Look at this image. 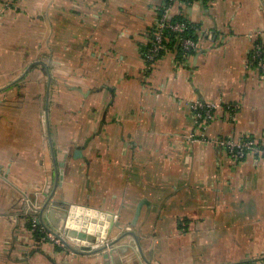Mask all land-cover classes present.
Instances as JSON below:
<instances>
[{
    "label": "crops",
    "instance_id": "0c3cea01",
    "mask_svg": "<svg viewBox=\"0 0 264 264\" xmlns=\"http://www.w3.org/2000/svg\"><path fill=\"white\" fill-rule=\"evenodd\" d=\"M167 9L200 47L150 61ZM257 43L264 0H0V264H264V155L217 144L264 142Z\"/></svg>",
    "mask_w": 264,
    "mask_h": 264
},
{
    "label": "built area",
    "instance_id": "2783aa9c",
    "mask_svg": "<svg viewBox=\"0 0 264 264\" xmlns=\"http://www.w3.org/2000/svg\"><path fill=\"white\" fill-rule=\"evenodd\" d=\"M174 1V0H170ZM168 9L161 16V19L158 23V26L155 28L152 37L151 44L147 50V58L150 61H155L156 58L160 57L165 51V41L166 36L170 34L175 35V40L186 54L192 53L195 50H198L200 47V38H194L189 35V22L183 20L171 21L169 18ZM166 32H169L167 34ZM197 32V31H196ZM198 33V32H197ZM251 65L257 67L262 74L264 75V44L257 43L254 47V50L250 58ZM199 117H205L207 120L213 116V110L215 105L213 104H204L197 102L192 105ZM198 139V138H197ZM217 144L226 148V150L237 158L243 157L247 151H252L257 154L264 155V142H261L255 138H245V139H236V138H224L218 139ZM34 230L40 228V231L44 233L43 238H49L54 240L57 243H61L62 239L56 238V234L43 225L39 224V220L33 219ZM61 244L64 245L62 242Z\"/></svg>",
    "mask_w": 264,
    "mask_h": 264
},
{
    "label": "water",
    "instance_id": "95a60500",
    "mask_svg": "<svg viewBox=\"0 0 264 264\" xmlns=\"http://www.w3.org/2000/svg\"><path fill=\"white\" fill-rule=\"evenodd\" d=\"M145 203V199L141 200L140 203L137 205L133 220L131 222L132 225H136L139 216L141 214L142 205ZM80 221L76 219L75 224L67 223L65 227L62 229L64 235L71 241L77 243H82L80 246V252L87 253V252H100L102 250L107 249L109 246L114 245L119 239L108 241L106 240V236L101 237V231L91 232L88 227V220H86L83 224V227H79ZM113 225V224H112ZM56 233V232H55ZM56 235L61 238L64 242H67L66 239L60 234L56 233ZM115 249V248H114ZM109 255V254H107Z\"/></svg>",
    "mask_w": 264,
    "mask_h": 264
},
{
    "label": "trees",
    "instance_id": "16d2710c",
    "mask_svg": "<svg viewBox=\"0 0 264 264\" xmlns=\"http://www.w3.org/2000/svg\"><path fill=\"white\" fill-rule=\"evenodd\" d=\"M187 1H192V0H187ZM171 21H178V20H181V21H183V20H185L183 17H178V16H175V17H173V18H171L170 19ZM185 21H187V20H185ZM187 22H189V21H187ZM189 27H190V29H189V35H191L192 37H194V38H198L199 37V34L196 32V30H195V28H196V26H194L192 23H190L189 22ZM167 34H169V32H166ZM166 40L167 41H165L166 42V46L167 47H169V46H175L176 48H178L179 49V54H180V56L181 57H183L184 55H186V53H185V51L180 47V46H176L175 44H177V42H176V40H175V35L174 34H170V35H167L166 36ZM34 236L37 238V239H41L43 236H44V233H42L41 231H40V228H38V229H36V230H34Z\"/></svg>",
    "mask_w": 264,
    "mask_h": 264
},
{
    "label": "rangeland",
    "instance_id": "374dc122",
    "mask_svg": "<svg viewBox=\"0 0 264 264\" xmlns=\"http://www.w3.org/2000/svg\"><path fill=\"white\" fill-rule=\"evenodd\" d=\"M50 231H51V230H50ZM55 237H56V238H59L57 235H56ZM48 239H50V237H49ZM64 239H66L67 242H69L70 244H71V243L73 244V242H70L68 238L65 237ZM51 240H52V239H51ZM62 242H63V240H62ZM62 242H61V243H62ZM61 243H59V244H61ZM64 245H65V244H64Z\"/></svg>",
    "mask_w": 264,
    "mask_h": 264
}]
</instances>
